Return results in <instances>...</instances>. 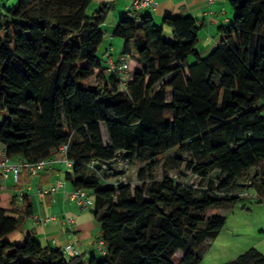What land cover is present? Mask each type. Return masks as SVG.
Segmentation results:
<instances>
[{
    "label": "trees",
    "instance_id": "16d2710c",
    "mask_svg": "<svg viewBox=\"0 0 264 264\" xmlns=\"http://www.w3.org/2000/svg\"><path fill=\"white\" fill-rule=\"evenodd\" d=\"M92 2L0 3V148L13 160L38 162L68 146L66 181L92 197L104 253L86 260L31 235L22 245L7 241L34 216L25 194L0 207V264H175L177 253L178 264H200L195 247L227 225L207 212L236 207L249 190L264 204V0H230L234 21L208 56L197 50L194 18L168 15L158 24L148 11H127L112 37L125 40L120 56L129 63L137 53L141 68L129 77L98 55L112 6L89 15ZM97 75L102 85L92 86ZM174 149L200 159L192 170L202 179L220 171L214 193L200 196L168 175L154 180L160 157ZM119 158L146 163L134 191L101 184L98 174ZM226 264H264V253L251 248Z\"/></svg>",
    "mask_w": 264,
    "mask_h": 264
},
{
    "label": "crops",
    "instance_id": "0c3cea01",
    "mask_svg": "<svg viewBox=\"0 0 264 264\" xmlns=\"http://www.w3.org/2000/svg\"><path fill=\"white\" fill-rule=\"evenodd\" d=\"M132 1L93 0L92 2L96 9L104 4L112 6L102 24L109 30V35L105 36L107 42L103 50V58L107 60L105 66L110 60L117 63L121 58L120 55L117 59L112 56V42L116 39L112 37V33L122 15L129 11ZM156 2L155 10L148 11L156 21L162 22L163 18L168 15L194 18L201 26L199 45L204 46L207 52L217 48L224 39L220 29L230 26L234 21L230 0H216L212 4L208 0H156ZM70 169L56 159L51 169L41 172L36 177L23 171L19 183H16L14 175L2 183L4 184L2 185V200L4 196L7 197L8 205L13 197L18 196L19 189L24 186L29 187L26 194L30 196L34 209V216L26 218L22 228L5 238L7 241L22 245L25 237L31 235L45 247L64 251L67 246H74L79 255L86 260L100 253L99 245L103 241L101 225L95 219L93 210L91 208L81 209L69 198V194L74 190L72 184L66 181V175L71 172ZM59 179L67 182L65 188L48 195L39 194L40 191L53 187ZM8 216L18 217L17 214L12 213H8ZM46 218H53V220L46 223L43 221ZM68 219H73L74 224H70Z\"/></svg>",
    "mask_w": 264,
    "mask_h": 264
},
{
    "label": "rangeland",
    "instance_id": "374dc122",
    "mask_svg": "<svg viewBox=\"0 0 264 264\" xmlns=\"http://www.w3.org/2000/svg\"><path fill=\"white\" fill-rule=\"evenodd\" d=\"M18 2L19 0H0L1 5L8 9L14 8ZM95 10V5L91 4L88 9V14L92 15ZM156 22L161 24V21ZM102 30L105 32V36L109 35V30L106 26H102ZM169 32L170 29H167V34ZM106 42L107 39L100 46L98 53L103 63L107 61L103 58V50ZM112 43V56L117 59L124 48L125 40L116 38ZM197 50L201 52L202 56H208L212 52L205 51L202 45H198ZM137 57V53L134 50L129 63L128 77L129 73L141 68ZM109 62H111V60ZM191 62H193L192 59ZM127 76L123 78L124 83L121 86L122 89L125 88V83L128 80ZM90 84L92 86L102 85L101 76L97 75ZM261 104L264 105V99ZM102 132L104 143L107 145L110 144L108 132L104 125H102ZM178 161H182V164H179ZM199 163L200 159L195 158L192 154L182 153L179 149H174L160 157L159 167L153 173L154 180H161L168 175L178 183L194 187L199 191L200 196L209 192L210 189H212L210 193H214L224 177L221 175L220 171L215 170L210 174L208 179H202L195 175L192 170ZM145 165L146 163H142L136 159L131 161L119 158L114 170L103 172L98 174V176L101 179L102 185L108 183H115L117 185L129 184L134 191L141 186L138 172ZM70 170L72 172V168ZM2 185L4 186V184ZM0 206H8L7 197H3ZM244 207H246V209H244ZM207 214L225 216L227 218V225L216 239H209L205 244L195 247V253L201 258L200 264H226L251 248H256L264 253V204H259V202H257L256 195L252 190L245 192L244 199H242L236 207L214 209L213 211L207 212ZM180 260L181 254L177 253L174 259L175 264H178Z\"/></svg>",
    "mask_w": 264,
    "mask_h": 264
},
{
    "label": "built area",
    "instance_id": "2783aa9c",
    "mask_svg": "<svg viewBox=\"0 0 264 264\" xmlns=\"http://www.w3.org/2000/svg\"><path fill=\"white\" fill-rule=\"evenodd\" d=\"M216 0H208L210 4L214 3ZM157 6L156 0H133L131 3V6L129 7V10H139V11H150L155 10ZM110 70L114 71V73H118L121 75H126L129 70V62H128V56L121 57V61L117 65L114 62H109ZM67 152H68V146L63 145L58 154L57 157H53L50 159H44L38 162H29L25 161L23 159H16L13 160L11 158H8L5 152V149L0 148V178L1 182L5 183L8 181L11 177V175H14L16 183H19L20 175L23 171H27L30 176L36 177L41 172L51 169L53 164L55 163L56 159H59L60 162H62L64 165H66L67 168H72L73 164L72 162L67 158ZM67 182L65 180L59 179L56 184L51 187L50 189L40 191L39 194L42 195H48L52 194L60 189L65 188ZM29 187H23L18 190V200L20 201L23 196L27 193L29 190ZM69 198L72 202H74L78 207L81 209H89L93 206L94 201L91 198V196L88 194L86 190L82 189H74L70 194ZM50 220H53V218H46L43 221L46 223L50 222ZM68 222L70 224H74L73 219H68ZM104 242L102 241L99 245V251L104 253ZM65 255L67 256H78L79 252L74 246H67L64 250Z\"/></svg>",
    "mask_w": 264,
    "mask_h": 264
}]
</instances>
